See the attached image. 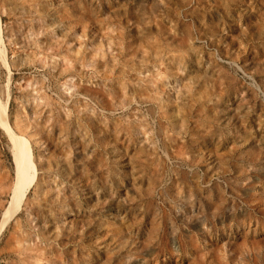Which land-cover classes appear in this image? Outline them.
<instances>
[{
  "label": "rangeland",
  "instance_id": "1",
  "mask_svg": "<svg viewBox=\"0 0 264 264\" xmlns=\"http://www.w3.org/2000/svg\"><path fill=\"white\" fill-rule=\"evenodd\" d=\"M0 109V264H264V0H0Z\"/></svg>",
  "mask_w": 264,
  "mask_h": 264
},
{
  "label": "bare ground",
  "instance_id": "2",
  "mask_svg": "<svg viewBox=\"0 0 264 264\" xmlns=\"http://www.w3.org/2000/svg\"><path fill=\"white\" fill-rule=\"evenodd\" d=\"M0 120L6 125L12 140V158L15 171V180H13L10 187V197L1 214L2 221H8L15 213H17L20 203L22 204L23 199H25L26 188L32 182L34 177V164L31 160L27 139L23 135L17 134L10 129L8 122L4 119V116L1 113V109Z\"/></svg>",
  "mask_w": 264,
  "mask_h": 264
},
{
  "label": "water",
  "instance_id": "3",
  "mask_svg": "<svg viewBox=\"0 0 264 264\" xmlns=\"http://www.w3.org/2000/svg\"><path fill=\"white\" fill-rule=\"evenodd\" d=\"M13 219V218H12Z\"/></svg>",
  "mask_w": 264,
  "mask_h": 264
}]
</instances>
